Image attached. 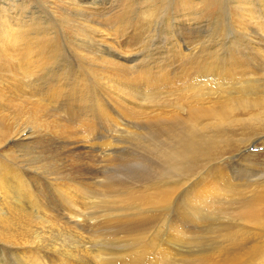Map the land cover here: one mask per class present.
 Segmentation results:
<instances>
[{"label": "bare ground", "instance_id": "bare-ground-1", "mask_svg": "<svg viewBox=\"0 0 264 264\" xmlns=\"http://www.w3.org/2000/svg\"><path fill=\"white\" fill-rule=\"evenodd\" d=\"M237 1L243 4V0ZM256 7H258L256 12L259 18L264 20V0H260L258 4L256 3ZM240 10L247 12L243 6L240 7ZM256 12L250 10V16L252 17L249 18H254ZM143 13L144 17L141 18V21L138 20L140 26H142L145 19L151 21L153 17V12L143 10ZM128 17L125 16V12H117L115 16L112 15L110 19L114 21L108 20L110 27L113 28V34H110L120 36V34L126 33L129 25H131L136 28H134L136 32L134 31L133 38H139L140 41H144L145 26H143L141 31H138L135 24L136 21L133 19L134 23ZM260 29L264 31V26L263 28L260 27ZM253 31L255 30L253 29ZM30 32L26 33L22 29L15 31L8 28V30H3L0 34V138L12 134L15 129L21 127L26 122V119L25 122L22 121L24 116L30 119H27L28 121L34 123H39L44 119L41 113L46 110L47 101L44 100V96L47 92H35V88H32L33 86L31 87L32 84L30 83L27 86L30 89L27 94L33 98L40 96V99L32 100L30 96H26V92L19 91V86L24 83L19 76L23 77L24 74L29 73V70L32 72L37 67L34 62L37 65V58L39 61L44 55H40L41 53L39 54L37 50L35 52L36 48L32 45L34 39L29 36ZM229 32L230 30L227 29V33ZM31 33H37V31H32ZM260 34L264 35V32ZM236 45L238 47L236 49L237 53L222 54L223 57L220 58L218 56L220 58L218 60L216 55L213 57L202 55L201 57L204 56L203 59L199 60L193 49H186L188 52L181 51L178 59L181 61L180 65L177 68L172 66L178 71L171 68L172 64L158 68L159 66L156 67L158 65L156 63L157 65L151 68L150 66L145 67V62L140 63V66H144L145 70H135L136 64L132 65L134 67L115 64L113 61L105 60L102 57V52L98 58L96 57L100 64L98 69L89 68L88 71L84 65L90 75L82 76H87L90 80L93 79L100 87L102 84L106 85L105 87L111 90V94L107 93L108 96L112 101L114 100L119 104L121 113L127 115L136 113L139 118L147 120L149 127L147 134L149 141H151V145H148L152 146L153 150L155 147H159L158 152H160L163 161L166 163L170 159L173 160L171 166L169 164L167 168L166 173L168 174L163 179L146 180V184L139 186L140 188L134 186L136 190L125 189L126 198L130 202L133 200V205L136 203V201L134 203V200H137L138 204L133 206L130 203L133 207L124 204L129 206L128 210L131 209V211L125 212L126 214L123 213L124 216L122 218H124L120 217L121 224L114 223L117 225L114 228L117 235L114 236H119L120 234L132 236L134 246L131 243L132 246L128 250L129 253L126 250L127 253L125 255H123L124 253L117 255V253H104L98 250L97 252H91L86 249L87 247L84 244L92 243V239L90 240L89 237L82 234V239L80 238V240L84 244L82 246L78 244V248L75 246L70 249L62 241L61 243L57 242L56 240L58 239L52 240V238L50 240L53 232L62 233L64 225L61 224V226L54 228L56 227V217L52 215L53 211H50V204L44 201L45 196H43V193L35 189L29 170L17 166H8V170H5L6 167L0 169V173H2L0 176V250L5 251L6 256L10 254L11 257H9L12 260L7 263L6 259L0 258V264H87L88 262L102 264L101 262L103 261L101 260H106L104 261L105 263L107 262L106 264H108L109 260L110 264L113 260L119 259H122L124 264H264V182L261 181L260 184L258 183L259 181H252L249 184L244 181L249 185H245L246 183L238 184L230 180V174L227 173L226 169H220L218 172H209V170L206 173V177L201 176V180L192 184L189 183L191 186L185 188L184 193L181 194L183 199L179 201L178 197L180 194H178V191L187 181L170 180L171 177H175L180 172L181 167L179 166L184 167L185 162L181 164V159L187 161L188 156L196 159L199 154L202 157L207 156V153L201 152L204 149L203 145L202 147L199 145L201 138H198L197 135L202 132L200 130H204V133L211 124L227 122L228 116L226 115L241 107L248 108L252 112L255 110L252 106L258 108L259 112L257 114L254 112L250 119L254 125L263 121L261 116L264 115V108H262L264 106V86L262 87L263 82L260 83L259 77L264 76V46L258 44L261 46L259 49L249 52L246 46H242V43L238 42ZM177 54L174 53L173 55L177 57ZM238 54H241L240 58H235L234 56H238ZM50 55L49 57L54 58L56 56ZM49 57L46 56L43 59L48 60ZM189 57H196L197 60H195L198 64ZM133 59L139 60V54L135 55ZM102 61L107 64L106 67L108 69L114 70V73L110 74L109 71L103 73L101 68ZM63 67L65 69L66 66ZM196 67L200 70V74L198 73V75L193 77L196 83H193L191 79L190 81L188 80L190 85L179 86L181 83H178V81L182 78L187 80L188 75H191L189 71ZM81 72L79 73L81 74ZM67 75L70 77L68 73ZM64 77H57L55 79L58 82L56 86H50L55 96L58 93L57 88L62 89L61 87H66L67 85L66 81L62 80ZM76 77L77 75H74L73 82L68 81L72 77L67 78V81L72 83L69 85H71L73 90L74 88L78 89V99L80 101L77 102L85 111L74 105L83 115L75 118L83 127L90 128V126H93L91 125L92 123L90 124V121H93L90 116L93 115L87 112L95 108L99 112L106 114L107 109L104 106L105 103L101 104L102 97L98 95L100 92L95 90L93 92L91 89L94 86L96 88L97 84L92 81L96 85L90 83L92 86L89 87L87 82L82 83V80L79 81V77L77 79ZM83 77L80 79H83ZM13 80L21 83H17L15 90L11 92V95L15 91L19 92L18 94L17 92L15 93V98L7 94V85H13ZM99 89H102V87ZM122 94L139 99L141 103L139 101V103L132 102ZM26 100H28L29 104H27ZM71 105L72 103H70ZM30 134H32L31 130L26 131L24 129L20 135L14 137L20 142V140L30 138ZM181 136L183 137L181 138ZM169 140L176 143L174 148L168 146ZM106 143L110 144V142ZM150 146L149 148L151 149ZM153 150L152 152L154 153L152 154L156 156L157 153L155 154ZM233 158V156L229 157V160ZM160 163L162 162L160 161ZM155 169L154 172L157 170ZM153 175L155 176L156 174ZM98 183L102 185L101 181H98ZM56 189H58L59 194L61 191L60 196L68 208L70 221L79 226L81 223L86 222L87 224L91 215L87 211L89 203L86 202L89 195H81L82 197H80L69 182L56 183ZM86 191L82 188L84 194ZM119 195V198L115 197V201L118 199L119 203H121L120 199H123L122 201L127 200L123 194H121V197L122 195L124 196L122 198ZM173 199L178 209L175 208V210L167 214L164 211L169 210ZM109 200L112 201V198L110 197ZM115 201L113 200V202ZM111 203L109 204L111 205ZM112 204L116 206V209L118 208L116 203ZM110 207L112 205L108 208L110 209ZM121 208L118 209L121 210ZM124 208L127 207L125 206ZM36 212L40 215L36 216ZM115 212L110 213H113V215L117 214V211ZM110 213L109 215H111ZM92 215L93 217H90L97 220L102 217L99 213H93ZM32 217H37V219L33 220ZM57 220L59 219L57 218ZM112 221V219L108 220L110 224ZM100 225L98 224L99 227ZM92 226L95 225L92 224ZM74 231L79 234L81 232L79 230V232ZM100 231L102 230L100 229ZM61 235L63 237V234ZM115 261L113 264H115Z\"/></svg>", "mask_w": 264, "mask_h": 264}, {"label": "rangeland", "instance_id": "rangeland-1", "mask_svg": "<svg viewBox=\"0 0 264 264\" xmlns=\"http://www.w3.org/2000/svg\"><path fill=\"white\" fill-rule=\"evenodd\" d=\"M78 1L0 0V34L3 30H8V28L15 31L22 29L26 33L30 32V30L37 31V33H31V31L29 34V36L34 39L32 45L36 48L35 52L37 50L39 54L41 53L40 55L44 54L42 55L44 58H46V56H51L50 54L57 56H55V58L49 57V61L42 57L41 60L39 59L40 63L37 58V65L34 62V65L37 67H35L32 72L29 70L28 74L30 75L24 74L23 77L19 76L20 79H23L24 83L21 84L13 80V85H7L8 95H11V92L15 90L17 83L21 84V87L18 85L19 91H24V93L26 92L27 94L30 90L27 86L31 83V87L33 86L32 88H35V92H47L44 96V100L47 102L45 105L46 110L41 113L42 118H44L41 120L42 123L28 121L27 119L29 118L24 116L22 121L25 122L26 119V122L22 124L21 127L15 129L12 134H9L10 136L6 135L0 138V169L6 167L5 170H8V166H17L29 170L30 176H32L33 179L32 181H34L35 189L43 193V196H45L44 201L50 204V211L54 212H52V215L56 217V219L54 218L56 220V227H53L57 228V226L63 224L64 230L66 229V231L63 230L62 233L53 232L56 236L51 234L52 237H50V240L52 238V240L58 239L56 240L57 242L59 241V243H61L62 241L68 245V248L72 249L75 246L78 248V244L79 246L84 244V242L80 240V238L82 239V235H84L89 237L90 240L92 239V243L84 244L87 247L86 249L91 252H97L98 250L104 253L112 252L115 254L117 253V255L119 253H124L123 255H125V253H129L128 250L133 244L132 236H127L125 234L114 236L117 235L114 229L117 227L115 224H121L120 220L122 216H124L123 213L126 214L128 211H131V209L128 210V208L133 205V200L130 202V200L126 198L124 193L125 189L136 190L134 188L136 186L140 188L139 186L146 184V180L163 179L168 174L166 173L167 168L169 164L171 166L173 160L170 159L167 164L163 161L160 152H158L159 147H155L154 150L152 149V146H150L151 141H149L147 134V129L149 128L147 120L141 117L139 118L136 113H129L128 115L121 113L119 104L114 100L112 101L107 94H111V90H108V87H105L106 85L103 84L101 85L102 89H99L101 88L100 85L93 79L90 80V78L87 77L90 75L88 72L89 68H93V70H95V68L98 69L100 64L98 63L99 60L96 59L101 52L105 60L113 61L115 64H124L126 66L138 65H135V70H145V67L148 66L154 68L157 64L156 67L159 66L158 68L163 67V65L172 64L171 68L178 71V69L175 68L181 63V61L178 60L181 51L188 52L187 50L193 49V52H196V56L199 60L201 58L203 59L204 56L213 57L214 55H216L218 60L225 54L237 53L236 49L238 47L236 43L238 42L242 43L243 47L246 46L247 51H256L261 47L258 44L264 46V35L260 34L264 32L260 29V27L263 28L264 26V20L259 18L256 12L258 9L256 3L258 4L260 0H243V4L239 3L237 0ZM241 6L245 7L247 12L240 10ZM148 7L150 8L148 9ZM143 10L153 12V17L151 21L145 19L142 26H140L138 20L141 21V18L144 17ZM250 10L256 12V16L252 19L249 18L252 17L250 16ZM117 12H125V16H129L128 19L130 21L134 19L136 23L133 22L136 24L138 31H141L143 26H145L144 29H146V33L143 37L144 41H140L139 38H133L136 28L131 25H129V29L126 33L120 34V36L112 35L113 28L110 27V22L108 20H111L110 17L112 15L115 16ZM227 29L230 30L229 33H227ZM253 29L255 31H253ZM172 31L174 33L176 32V35ZM254 47L256 48L254 49ZM174 53H178V56L176 57L173 55ZM138 54L139 60L133 59V57ZM202 55L204 56L201 57ZM240 56L241 54H238V56L234 57L240 58ZM173 58H176V60L174 61ZM189 58L198 64L196 57ZM77 61L78 63H76ZM142 62H145V67L140 66ZM81 63H83V65H81ZM84 65L87 67L88 71L85 69ZM101 65L103 73L105 71H109L110 74L114 73V70L111 68L108 69V67H106L107 64L103 61ZM63 66H66L65 69ZM79 72H81V74ZM189 72L191 75H188L187 80L182 78L178 81V83H181L179 86L185 87L186 85H190L189 81L191 79L193 83H196L193 77L198 75V73L200 74V70L196 67ZM73 74L77 75L76 79L79 77L78 80H82V83L87 82L89 87L96 84L98 85H96V88L95 86L91 87V89L93 92L94 90L100 92L98 95L102 97L101 104L105 103L104 106L107 109L106 114L104 112H99L95 108L87 112L93 115L90 116L93 118V121H90V124L92 123L91 125L93 126H90V128L83 127L75 118L77 116H83L81 115L82 112H80L76 106L84 111L85 109L77 102L80 101L78 99V89L74 88L73 90L71 85H69L72 83L68 81H74L72 80L74 77ZM82 75L87 76H85V78ZM59 76H66L64 77L66 79L63 78L62 80L66 81L67 85L66 87H61L62 89L57 88L58 93L55 96L50 86H56L58 82L55 81V79L57 77L59 78ZM82 77L83 79H80ZM67 78L71 79L68 80ZM259 79L261 80L260 83L263 82V87L264 76H260ZM90 83L93 84L91 85ZM16 92L17 91L11 96L15 98ZM18 93L19 92H17V94ZM122 95L125 96V94ZM26 96L30 95L27 94ZM125 97L132 102L139 103L141 101L131 96ZM37 98L40 99V96H36L35 98L31 97L32 100H37ZM26 102L29 104L28 100H26ZM70 103H72V107ZM74 105L76 106L74 107ZM252 108H255L254 112H256V114L259 112L258 108L254 106H252ZM262 108H264V106H262ZM244 109L246 108L241 107L226 115L228 116V121L225 123L211 124L204 133V130H200L202 132H199L197 135L198 138H201L199 145L201 147L203 145L204 149H202L201 152L207 153V156L202 157L201 154H199L196 159L192 158V156H188L187 161L181 159V164L185 162L184 167L179 166L181 167L180 172H178L175 177L170 178V180L187 181V184L184 183L182 185L183 187L181 186L182 188L178 191V194H180L178 197L179 201L183 199V195L181 194L184 193L185 188L191 186L189 183L192 184L195 181L201 180V176L206 177V173L209 170V172H218L220 169H226L227 173L230 174V180L238 184H245L246 182L250 184L252 181H259L258 183L260 184L261 181L264 182V115L261 116L263 121L254 125L253 121L250 119L254 112L250 111L248 108L246 110ZM215 122H217V120H215ZM24 129H26V131L31 130V137L20 140L19 142L14 136L20 135ZM182 137L183 136H181V138ZM106 142H110V144ZM168 144L167 145L171 148H174L176 145L175 142L170 140ZM152 150L155 151V154L157 153V157L152 154L154 153ZM232 156L234 158L229 160V157ZM154 157H156L157 160ZM160 161L162 163H160ZM154 168L157 169H155V172ZM151 171L153 172L150 173ZM153 174L156 175L154 176ZM1 175L2 173H0V176ZM98 181H101L102 185H100ZM66 182L71 183V187H74L77 195L80 197L89 195V198H87L88 200H85L89 203L87 211L91 213L90 216L92 217L93 213L101 214V219L97 220L89 216L90 220L87 224L86 222L81 223L84 224L82 226L81 224L79 226L70 221L68 208L60 196L61 191L59 194L58 189H56V183ZM110 183L112 184L109 186ZM247 183L245 185H249ZM114 184L116 185L114 186ZM78 188L81 190L80 192ZM82 188H84L85 191L87 190V194L82 192ZM121 194L125 196L127 202L120 199L121 203H119L117 199L116 201L120 204L119 205L115 201V197L117 196V198H119L118 195L120 198L124 197L123 195L121 197ZM112 195H114V197H112ZM110 197L112 201L109 200ZM113 200L115 202H113ZM111 202L116 203L118 208H121L123 204V209H116V206ZM109 203H111L114 209H112V207H110V209L108 208L111 206ZM134 203V205L137 206L138 201L134 200ZM125 206L127 208H124ZM175 208L178 209L173 199L169 210L164 212L169 214V212H172ZM115 211H117V214H122L113 215V213H110H116ZM107 212L111 215H109V213L107 214ZM35 215L39 216L40 214L36 212ZM57 218L59 220H57ZM35 219H37V217L33 218V220ZM111 219L113 221L110 224L108 220ZM57 221L62 222L58 224ZM92 224L95 226H92ZM98 224H101L100 227ZM100 229L102 231L99 232ZM74 230H79L81 232L79 234ZM108 232H110V235ZM112 233L113 235H111ZM61 234H63V237ZM9 256L11 257L10 254L6 256L5 251L0 250V258L6 259L5 261L7 263L12 261ZM101 261L104 262L106 260ZM114 261L115 260L110 262V264H113ZM103 262L101 263H107ZM87 264H96V262H88ZM115 264L124 263L122 259H119L115 261Z\"/></svg>", "mask_w": 264, "mask_h": 264}]
</instances>
